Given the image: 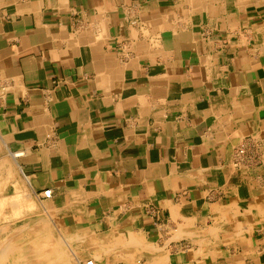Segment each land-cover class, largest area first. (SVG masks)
I'll return each mask as SVG.
<instances>
[{
  "label": "crops",
  "instance_id": "obj_1",
  "mask_svg": "<svg viewBox=\"0 0 264 264\" xmlns=\"http://www.w3.org/2000/svg\"><path fill=\"white\" fill-rule=\"evenodd\" d=\"M0 145L41 264H264V0H0Z\"/></svg>",
  "mask_w": 264,
  "mask_h": 264
},
{
  "label": "bare ground",
  "instance_id": "obj_2",
  "mask_svg": "<svg viewBox=\"0 0 264 264\" xmlns=\"http://www.w3.org/2000/svg\"><path fill=\"white\" fill-rule=\"evenodd\" d=\"M173 30V29H172ZM157 35V34H156ZM222 61V60H221ZM1 146V145H0ZM18 154V153H17ZM3 155V154H2ZM4 156V155H3ZM3 159V158H2ZM1 160V159H0ZM5 160V159H4ZM9 161V160H8ZM20 170V169H19ZM14 174V173H13ZM12 174V175H13ZM22 174V173H21ZM8 176H11L10 174L8 175ZM15 178V177H14ZM8 179V178H7ZM15 181H16V179H15ZM31 181V180H30ZM29 181V182H30ZM7 182H8V180H7ZM6 182V183H7ZM12 184V183H11ZM13 185V184H12ZM19 185V184H18ZM21 185V184H20ZM14 186V185H13ZM31 187V186H30ZM34 188V187H33ZM24 189H25V187H24ZM30 189H32V188H29V190ZM33 190V189H32ZM34 191V190H33ZM15 192V191H14ZM27 192V191H26ZM30 192V191H29ZM35 193V192H34ZM23 194V193H22ZM21 193H19L18 191H17V194L15 193L14 194V196H13V198L16 200V202H10V204H8V201H9V199H0L1 201H2V204L0 205V214H3L4 213V211L6 210V209H8V213H9V211L10 212H12V215L13 214H15V216L14 217H16L18 214L19 215H21V212H22V208H25V206H23V205H20V199H21V195H22ZM31 194V193H30ZM11 195V194H10ZM24 195H26L25 193H24ZM28 193H27V198H28ZM30 196V195H29ZM37 197V196H36ZM6 198H8V197H6ZM12 198V197H11ZM12 198V199H13ZM19 199V200H18ZM24 200L25 199H23L22 200V202L24 203V204H26L25 202H24ZM28 201H29V199H27ZM26 201V200H25ZM30 202V201H29ZM23 203H21V204H23ZM35 203H36V201H35ZM39 203V202H38ZM42 204H43V202H41ZM40 203V204H41ZM27 204H28V202H27ZM37 204V203H36ZM38 205V204H37ZM27 206V205H26ZM31 206H33V205H31ZM30 206V207H31ZM36 206V205H35ZM43 206V205H42ZM45 207V206H44ZM46 208V207H45ZM41 209V208H40ZM12 210V211H11ZM46 211V210H45ZM27 212V211H26ZM30 212V211H29ZM41 213H42V211H41ZM47 213V212H46ZM45 213V214H46ZM24 214V213H23ZM7 215V214H6ZM25 216V215H24ZM43 216V215H42ZM45 216V215H44ZM47 216V215H46ZM21 217V216H20ZM23 217V216H22ZM13 218V217H12ZM37 218V217H36ZM46 218V217H45ZM4 219V218H3ZM9 219V218H8ZM32 219V218H31ZM16 220V219H15ZM30 220V219H29ZM28 221V220H27ZM11 222H12V220H11ZM10 223V222H9ZM23 223V222H22ZM36 223H38V222H36ZM50 223H51V221H50ZM15 224V223H14ZM35 224L34 223H32V222H30V223H26V225H25V227H24V229L25 230H27L28 232H30V233H32V234H27V237H25V235L24 234H22V233H20V232H18V233H14L15 235H16V237L13 235V234H11L10 236H7V237H0V264H37V263H39V264H41V263H52V262H54L55 260H53L54 258H55V256L57 255H53L52 254V249H53V246L52 245H49V241H50V239L48 240V242L47 243H45V241L48 239L47 237V235L45 234V237H44V239H42V240H45L44 242H43V245H42V243L40 244V243H38L37 241L39 240V239H35V237H32V235L33 236H35V234H36V228H35V226H34ZM37 225V224H36ZM39 226V225H38ZM55 226V225H54ZM14 227V226H13ZM51 227V226H50ZM57 228V227H56ZM51 230V229H50ZM48 232H52V231H48ZM47 232V233H48ZM54 234H55V232H53ZM7 235V234H6ZM49 235H50V233H49ZM52 235V234H51ZM47 236V237H46ZM53 237V236H52ZM55 237V236H54ZM57 237V236H56ZM55 237V238H56ZM63 237H64V235H63ZM36 238H37V236H36ZM40 238V237H39ZM46 238V239H45ZM54 238V239H55ZM60 238V237H59ZM64 239V238H63ZM65 240V239H64ZM63 241V240H62ZM56 242V241H55ZM70 242V241H69ZM54 243V242H53ZM56 243H58V242H56ZM66 244H67V242H65ZM58 244H60V243H58ZM65 244V245H66ZM40 245H42V246H48L49 245V250H46V251H44V250H40L39 249V247H40ZM53 245H55V244H53ZM65 245H63V248H64V246ZM31 246V247H30ZM32 246H34L33 248H32ZM60 246V245H59ZM58 246V247H59ZM70 246V245H69ZM51 247H52V249H51ZM36 248V249H35ZM61 248V247H60ZM26 249V250H25ZM71 248H69V250H70ZM58 250H60V249H58ZM62 250V249H61ZM68 250V249H67ZM56 251V250H55ZM56 253V252H55ZM62 253V252H61ZM66 256L68 257L69 255H67L66 254ZM69 258H71V257H69ZM68 259V258H67ZM78 259V258H77ZM61 260V259H60ZM70 260H72V259H70ZM75 260V259H74ZM64 261V260H63ZM57 262H59V260L57 261ZM72 262V261H71ZM64 263V262H63ZM75 263V262H74ZM54 264H58V263H54ZM61 264V263H60ZM80 264V263H79ZM86 264H87V262H86Z\"/></svg>",
  "mask_w": 264,
  "mask_h": 264
},
{
  "label": "built area",
  "instance_id": "obj_3",
  "mask_svg": "<svg viewBox=\"0 0 264 264\" xmlns=\"http://www.w3.org/2000/svg\"><path fill=\"white\" fill-rule=\"evenodd\" d=\"M243 151H241L242 153ZM52 191L51 190H46L43 192V197H50L51 196ZM87 264H95L93 261H88Z\"/></svg>",
  "mask_w": 264,
  "mask_h": 264
}]
</instances>
